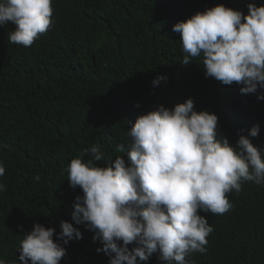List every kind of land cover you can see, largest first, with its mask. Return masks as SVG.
<instances>
[{
    "label": "trees",
    "instance_id": "16d2710c",
    "mask_svg": "<svg viewBox=\"0 0 264 264\" xmlns=\"http://www.w3.org/2000/svg\"><path fill=\"white\" fill-rule=\"evenodd\" d=\"M249 3L264 0H52L54 23L30 47L9 42L11 22L0 27V259L20 264V241L39 223L54 228V241L66 248L59 264H109L94 232L72 219L83 193L70 186L68 166L82 154L90 159L84 149L93 145L104 155L98 166L114 164L118 155L127 160L129 121L160 105L192 98L194 110L217 115L218 134L230 145L259 125L258 136L249 138L264 151V100L257 98L264 89L243 94L241 85L206 77L202 56L185 65L172 30L220 4L247 15ZM227 198L226 213L200 212L213 232L206 251L190 253L187 264H250L252 251L264 264V241L253 240L257 228L264 230V185L244 181ZM62 221L82 238L64 245ZM158 256L139 264H162Z\"/></svg>",
    "mask_w": 264,
    "mask_h": 264
},
{
    "label": "clouds",
    "instance_id": "9594fccd",
    "mask_svg": "<svg viewBox=\"0 0 264 264\" xmlns=\"http://www.w3.org/2000/svg\"><path fill=\"white\" fill-rule=\"evenodd\" d=\"M51 4L0 0V27L15 25L9 42L30 47L46 33L54 23ZM247 8L245 15L220 4L175 23L172 30L180 35L185 65L202 56L206 77L222 85L236 83L243 94H254L264 89V4L249 3ZM257 98L264 100V94ZM129 124L127 160L118 155L114 164L98 166L104 159L99 145L84 149L90 159L85 161L82 154L71 160L68 182L83 193L75 198L72 219L94 232L93 240L103 244L97 251L111 256L109 264H139L154 253L162 264H187L190 253L206 251V237L213 232L200 212L229 211L227 194L239 192L244 181L264 185V151L249 138L258 136L259 125L230 145L218 134L217 115L194 110L192 98L173 108L160 105ZM4 173L0 163V176ZM4 189L0 184V191ZM60 227L64 245L82 238L71 223L62 221ZM257 230L253 240L264 241V230ZM54 232L34 224L20 241V264H59L66 248L54 241ZM259 257L252 251L249 263L259 264ZM0 264L6 261L0 259Z\"/></svg>",
    "mask_w": 264,
    "mask_h": 264
}]
</instances>
